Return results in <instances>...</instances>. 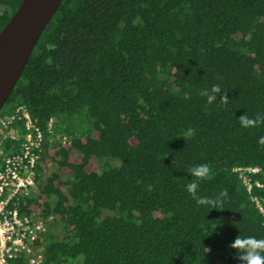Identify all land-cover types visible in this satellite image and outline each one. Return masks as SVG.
Masks as SVG:
<instances>
[{
    "label": "trees",
    "instance_id": "trees-1",
    "mask_svg": "<svg viewBox=\"0 0 264 264\" xmlns=\"http://www.w3.org/2000/svg\"><path fill=\"white\" fill-rule=\"evenodd\" d=\"M22 1L0 0V32ZM19 106L44 134L43 264H241L228 245L264 239V124L238 120L264 114V0H63L0 115ZM202 164L217 209L186 190Z\"/></svg>",
    "mask_w": 264,
    "mask_h": 264
},
{
    "label": "built area",
    "instance_id": "built-area-1",
    "mask_svg": "<svg viewBox=\"0 0 264 264\" xmlns=\"http://www.w3.org/2000/svg\"><path fill=\"white\" fill-rule=\"evenodd\" d=\"M62 142L69 143L66 138ZM43 143L44 134L25 107L0 115V264H14L21 255L25 264H43L44 249L37 242L47 231L49 220L40 219L39 207L28 203L36 194ZM237 171L251 193V176L261 170L244 167ZM256 186L263 187L260 182ZM252 201L264 214V201L255 196Z\"/></svg>",
    "mask_w": 264,
    "mask_h": 264
},
{
    "label": "water",
    "instance_id": "water-1",
    "mask_svg": "<svg viewBox=\"0 0 264 264\" xmlns=\"http://www.w3.org/2000/svg\"><path fill=\"white\" fill-rule=\"evenodd\" d=\"M63 0H23L0 32V111Z\"/></svg>",
    "mask_w": 264,
    "mask_h": 264
},
{
    "label": "clouds",
    "instance_id": "clouds-1",
    "mask_svg": "<svg viewBox=\"0 0 264 264\" xmlns=\"http://www.w3.org/2000/svg\"><path fill=\"white\" fill-rule=\"evenodd\" d=\"M222 89L219 85H213L212 88L202 89L200 95L207 97V103L212 104L217 100L218 94ZM222 105H227L229 99L225 92L220 99ZM239 123L244 128H254L264 124V114H257L255 118H250L247 114L241 115ZM195 134L192 128L187 129L183 134L184 140L191 138ZM258 144L264 146V137L258 140ZM189 174L195 179L190 180L186 186V190L198 205L209 206L212 209L222 206L223 199L228 196L227 189L222 190L216 197H201L198 195L199 182L211 178V169L208 164H202L189 169ZM228 247L236 250L235 259H238L241 264H264V239H257L255 236L241 237L238 235Z\"/></svg>",
    "mask_w": 264,
    "mask_h": 264
},
{
    "label": "rangeland",
    "instance_id": "rangeland-1",
    "mask_svg": "<svg viewBox=\"0 0 264 264\" xmlns=\"http://www.w3.org/2000/svg\"><path fill=\"white\" fill-rule=\"evenodd\" d=\"M59 144V140H55V142L53 143V145L49 148V152L50 154H54V150L57 147V145ZM68 145V144H67ZM71 155L78 161L82 158V155H80L76 150H72ZM49 172L51 173V171H53L55 169V163L52 162L49 166ZM88 171L90 170V168L87 169Z\"/></svg>",
    "mask_w": 264,
    "mask_h": 264
}]
</instances>
